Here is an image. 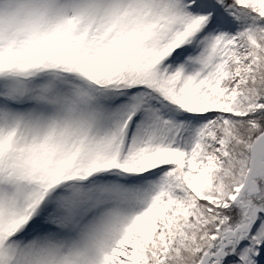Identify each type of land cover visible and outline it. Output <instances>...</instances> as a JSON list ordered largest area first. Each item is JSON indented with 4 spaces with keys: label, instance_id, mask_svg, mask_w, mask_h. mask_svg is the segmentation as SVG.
Segmentation results:
<instances>
[{
    "label": "snow or ice",
    "instance_id": "6c2138e0",
    "mask_svg": "<svg viewBox=\"0 0 264 264\" xmlns=\"http://www.w3.org/2000/svg\"><path fill=\"white\" fill-rule=\"evenodd\" d=\"M0 264H264V0H0Z\"/></svg>",
    "mask_w": 264,
    "mask_h": 264
}]
</instances>
